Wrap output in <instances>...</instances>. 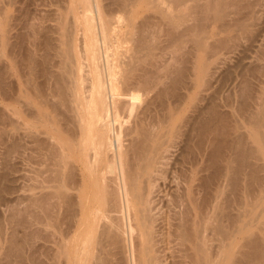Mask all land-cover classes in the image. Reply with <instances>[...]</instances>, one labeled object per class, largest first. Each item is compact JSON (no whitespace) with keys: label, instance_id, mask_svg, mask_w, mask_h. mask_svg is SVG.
<instances>
[{"label":"bare ground","instance_id":"bare-ground-1","mask_svg":"<svg viewBox=\"0 0 264 264\" xmlns=\"http://www.w3.org/2000/svg\"><path fill=\"white\" fill-rule=\"evenodd\" d=\"M49 3L54 25L41 17L30 27L28 17V34L13 37H32L40 52L51 46L54 64L49 49L35 57L30 45L17 86L8 82L16 25L0 5V55L10 50L0 65V132L10 138L2 154L22 155L26 174L23 246L6 239V258L264 264V238L242 219L249 196L264 192V0ZM234 194L248 197L236 216Z\"/></svg>","mask_w":264,"mask_h":264},{"label":"rangeland","instance_id":"rangeland-1","mask_svg":"<svg viewBox=\"0 0 264 264\" xmlns=\"http://www.w3.org/2000/svg\"><path fill=\"white\" fill-rule=\"evenodd\" d=\"M3 1V0H2ZM6 1V0H5ZM5 1H3V4H0V5H3V6H1L2 7V9L6 12V14H8V15H12V17H11V15H10V21H12L11 23H12V27H13V25H16V26H14L13 28L14 29H12L11 30V34H10V37H11V35H12V37H11V41L10 42H12V41H14V42H12V43H14V45H15V42H17L18 43V48L16 47L17 46V43H16V45H15V47H14V49H13V54H14V56H13V58L14 57H16V59H15V64L17 65V62L20 60V62H21V59H22V56H23V53L24 52H26V51H28V48L30 49V47L32 46L33 48H31V49H33V51H31V52H34L33 53V55L35 56V57H40L41 58V56H45V55H47L48 54V49L49 48H51V46L47 49V50H44L43 49V51L45 52V54L43 55V51L42 52H40L41 50L40 49H42V48H44L43 46L41 47V48H39V47H37V46H35L34 44L32 45L31 43H32V41H33V38L32 37H30V38H27V39H25L24 41L25 42H23V43H21L20 42V40L19 39H16V38H14L15 36H17V34L19 35L20 33H21V30H22V33H21V35H23L24 34V32H26L25 34H28V31H30L29 29L30 28H27L28 27V25H30V24H32V23H30V24H26L25 26V28H27L26 30H24V27L22 28V26H24V24H25V22L24 21H28L29 19H32V20H29V21H32L33 22V24L32 25H30V27L31 26H34V27H38L37 25H35V24H42V18H45V17H47V22H45V25L46 26H49V27H51L52 26V24L54 23L53 21H49L48 22V18L50 19H52V17L54 16V14L55 13H57L56 11H58V9L56 8H54L53 6H55V5H53V6H50V4L51 3H49V0H45V2H44V4H41V3H43V0L41 1V3L38 1V0H30V2H29V0H25V1H27V3H23V1L24 0H19V1H17V0H7L6 2H7V6H5L6 5V2ZM9 1V2H8ZM15 2V4H14V2ZM36 2V3H32V2ZM46 1H48V2H46ZM11 2V3H10ZM20 2V3H19ZM29 2V3H28ZM9 3V4H8ZM22 4V5H21ZM27 4V5H26ZM28 4H31V5H28ZM37 4V5H36ZM40 4V5H39ZM10 5V6H9ZM11 5H14V6H11ZM16 5V6H15ZM24 5V6H23ZM48 5V7H46V6ZM22 6V7H21ZM44 6V7H43ZM15 7V8H14ZM21 7V8H20ZM25 7H27L28 8V10H30V11H28L27 10V8L26 9H24ZM32 7H34V8H32ZM52 8H53V10H54V14L53 13H51V11H53L52 10ZM19 9V10H18ZM35 9V10H34ZM23 10V11H25L26 10V12L28 13V12H30V13H28V14H30V16H27L28 14L26 13V12H24L25 14V18H24V16H23V14H22V12L21 11ZM37 10V11H36ZM48 10V11H47ZM50 10V11H49ZM20 11V12H19ZM33 11V12H32ZM36 13H35V12ZM39 13V14H38ZM46 13V14H45ZM19 14V15H18ZM20 14L23 16V20H21L22 19V16H20ZM33 14H35V15H33ZM40 14L41 15H43V14H45V15H43V16H40ZM36 15H37V17H36ZM52 15V16H51ZM18 16V18H16ZM27 16V17H26ZM21 17V18H20ZM28 17H31V18H29V19H27ZM38 21H36V20H34V18ZM42 17V18H41ZM54 18H55V16H54ZM12 19V20H11ZM17 19V20H16ZM26 19V20H25ZM41 19V20H40ZM19 20H20V22H19ZM27 21H26V23H27ZM40 21V22H39ZM22 22V23H21ZM37 22V23H36ZM182 21H180V23H181ZM16 23V24H15ZM23 24L22 26H21V24ZM29 23V22H28ZM47 23V24H46ZM52 23V24H51ZM173 23V22H172ZM49 24H51V25H49ZM55 24V23H54ZM53 24V25H54ZM17 29V30H16ZM182 29V27H180V29L179 30H181ZM19 30V31H18ZM20 32V33H19ZM17 33V34H16ZM15 35V36H14ZM14 36V37H13ZM52 36V38H54L55 37V35H51V33H50V37ZM29 39H31L30 41H31V43H29ZM26 41H28L27 42V44H26ZM12 43H11V45H12ZM24 43H25V46L26 45H28L29 47H25L24 46ZM29 43V44H28ZM169 44H170V42H169ZM172 44V43H171ZM13 45V46H14ZM31 45V46H30ZM25 48V51H24V48ZM169 46H171V45H169ZM173 47H175V46H173V44H172V48ZM37 48H38V50H37ZM172 48L170 47V49L172 50ZM27 49V50H26ZM36 49V50H35ZM46 49V48H45ZM169 49V50H170ZM8 50H9V47L8 48H6L5 49V51H4V53L5 54H2V56H1V58H0V60H2V61H0V65H1V63H4L5 61H8V58L6 57V54H10V52H8ZM14 50H15V52H14ZM173 50H174V48H173ZM10 51V50H9ZM30 51V50H29ZM37 51H39V52H37ZM50 51H52L51 49H49V54H48V61L47 62H54L55 61V58H54V60H53V56L51 57V55L53 54V51L50 53ZM175 52V50L173 51V52H170L169 51V55H168V58L169 59H171L170 57L172 56V59H173V57H175V55H176V53H174ZM12 53V52H11ZM42 54V55H40V56H38V54ZM170 53H172V55L170 54ZM37 54V55H36ZM51 54V55H50ZM20 55H22V56H20ZM54 55V54H53ZM9 56V55H8ZM21 58H20V57ZM49 56H50V58H49ZM18 57H19V59H18ZM40 58H38V59H40ZM171 59V62L173 61ZM50 60V61H49ZM4 61V62H3ZM19 62V63H20ZM170 62V63H171ZM18 63V64H19ZM173 63H175V61H173L172 62V64ZM15 64H12V70H13V72L14 73H10V75H9V79L11 78V80H9L8 82H10V81H12V82H14L13 83V85H18L17 83H18V79H19V76H20V73H21V71L20 70H22V65H21V63H20V66L19 65H17V66H15ZM50 64V63H49ZM52 64H54V63H52ZM172 64H170V65H172ZM176 64V63H175ZM175 64H173L174 66H178L177 64L175 65ZM172 65V66H173ZM50 66V65H49ZM172 66H170L171 68H172ZM189 66V65H188ZM21 69H20V68ZM20 70H19V69ZM189 68H190V66H189ZM51 69H53V70H51ZM50 70L51 71H55V69L54 68H51ZM19 71V72H18ZM219 71V75H221V73H222V70H218ZM188 72H190L189 70H188ZM216 72V71H215ZM11 74H14V77H13V75L11 76ZM19 74V75H18ZM218 73H216V74H214V76L215 77H213V78H218L219 79V77L220 76H218V77H216V75H217ZM14 78V79H13ZM213 78H211V79H213ZM233 81H231V80H229V82L227 81V85H229V86H227V85H223V89L225 90H221V92H223L222 93V95H223V97H227V95L228 94H226L228 91H229V93H231V91L233 90V85H234V83H235V80L234 79H232ZM231 82H234V83H232V85H231ZM225 84V83H224ZM228 87H229V90H228ZM231 87H232V90H230L231 89ZM2 107V108H1ZM0 108L1 109H3L4 108V106H3V103H1L0 102ZM189 110V109H188ZM186 114H188L187 112H186ZM15 119V118H14ZM0 126H1V124H0ZM3 126V125H2ZM2 126H1V128H2ZM7 130H9V127L7 128ZM7 133H8V131H7ZM10 134H12V133H10ZM6 135V134H5ZM5 135H2V133L0 132V242H1V244H2V246H1V244H0V264H6L7 262H9V263H7V264H14V263H16L15 262V260H13V259H16V257L18 256H16V254H15V258L13 257V256H11L12 257V259L11 258H9L8 259V257L6 258V255L4 254V253H6V251L8 252V250H9V247H10V245H9V241H11V242H14L15 243V240L20 244V243H23V241H24V239H22V238H24L23 237V232H24V229H21L20 227H21V225H20V223H21V218H20V220L18 219L20 216V213L22 214V208H23V206L25 205H21L20 204V202H21V198L22 197H24V194H25V192L23 193V187H24V184H25V172H24V164H22L23 162H22V155L20 156V154L18 153V152H16V153H14V154H12L10 157L8 156V159L6 158V157H3V154H4V152H5V149H4V147L5 146H2V144H3V142H4V145H8V143H9V141H10V138L8 137V134L5 136ZM15 136V135H14ZM18 134H17V136H15L16 138H18ZM3 139V140H2ZM7 139H8V142H7ZM7 143H6V142ZM2 142V143H1ZM17 151H18V149H17ZM3 153V154H2ZM18 154V155H17ZM2 155V156H1ZM18 156V157H17ZM23 165V166H22ZM25 174V175H24ZM5 182H6V184H5ZM244 183L242 182V185H243ZM6 185V186H5ZM23 185V186H22ZM12 187H14V188H12ZM6 188L9 190V192H11V194L8 192V190H6ZM5 189L6 190V192H5V190H4V192H3V190ZM243 189V190H242ZM2 190V191H1ZM233 190L236 192V195H239V194H237V193H240V196L242 195V193H241V191H245V190H247V189H245L244 190V185L242 186V187H240L239 189H235V188H233ZM232 190V191H233ZM251 191V190H250ZM249 191V192H250ZM253 191H255V190H252L251 192H253ZM21 192V193H20ZM235 192H233V193H235ZM248 192V193H249ZM258 191L256 190L255 191V193H257ZM232 193V194H233ZM247 193V192H246ZM253 194L252 195V198L249 196V199H248V197H246L248 200V203H249V206H247L248 204L246 203V198L244 197V194H243V196H242V201L238 198L239 196H236L235 194H234V196H235V198H237L236 200L238 201V202H236V200L233 202V211L234 212H232V214L233 213H235V212H237L238 214H239V211L241 212V214H242V211L244 210L243 208H244V205H245V203L247 204V205H245V209L247 208H249L248 210L246 209V211H248L247 213L249 214L250 213V215L253 213L254 214V217L257 215V217L259 216V219H258V221H257V218L255 219L254 217V219L252 218V216H250L248 219H247V217L249 216L248 214V216L247 217H244V216H246V215H244L245 213H246V211H243V215H242V219L244 220V221H248V222H250L251 223V227H249L248 228V232H255V233H257V236L259 235V237H262V238H264L263 237V235H264V233H263V229H264V199H263V203L261 204V202H260V197H264V192H258L257 193V195L258 196H260L259 198L257 197H255V196H257L256 194ZM263 193V194H262ZM231 194V196H233ZM26 195V194H25ZM251 195V194H250ZM234 198V197H233ZM244 198V199H243ZM256 199H258V200H256ZM239 200H240V202H239ZM262 200V199H261ZM7 201V202H6ZM243 201H244V205H243ZM255 201H257L260 205L258 206V205H256V206H258V207H256V206H254L253 207V205L252 204H255ZM253 202V203H252ZM256 202V203H257ZM21 203H23V202H21ZM239 205V206H241V207H243V208H241V207H239L237 204ZM257 203V204H258ZM252 206H251V205ZM239 207V208H241L240 210H239V208H237V206ZM262 205V207H260ZM14 206V207H13ZM251 206V207H250ZM256 207V208H255ZM234 208H236L237 210H234ZM254 208H255V210H254ZM16 209V210H15ZM251 209L253 210V212L251 211ZM21 212H20V211ZM16 211V212H15ZM250 211V212H249ZM16 214H14V213ZM20 212V213H19ZM12 213L15 215V216H17V218L15 217V218H10L11 217V215H12ZM236 213V214H237ZM18 214V215H17ZM252 214V215H253ZM13 215V216H14ZM233 215H235V214H233ZM236 216V215H235ZM7 218V219H6ZM9 218V219H8ZM11 219V221H12V219H14L13 221L14 222H11V221H9ZM256 220L257 221V223H256V225L254 224L255 223V221H253V220ZM6 220V221H5ZM252 220V221H251ZM18 222V225H17V227H15V225L17 224V222ZM10 222V223H9ZM15 223V224H14ZM261 223V224H260ZM253 225V226H252ZM262 225V226H261ZM263 227L262 228V230H260L261 232H259L258 230V228L259 227ZM23 228V227H22ZM64 228H65V226H64ZM21 230V231H20ZM22 230H23V232H22ZM4 232H5V234H4ZM15 232V233H14ZM254 233V234H255ZM263 234V235H262ZM20 235H21V237H20ZM17 236V238H15ZM10 238V239H9ZM19 238V239H18ZM2 239V240H1ZM6 239L7 240H9L8 242L6 241ZM12 239H13V241H12ZM3 240H4V242H3ZM22 240V241H21ZM5 243V244H3V243ZM18 243H17V245H16V243L14 244L15 246H19L18 245ZM9 246H8V245ZM13 244V243H12ZM32 244H33V242H32ZM35 244L36 243H34V246H33V248L32 249H30L31 250V252H33V251H35L34 249V247H35ZM6 248H5V247ZM12 246V245H11ZM22 246H23V244L21 245V246H19V247H21V249H22ZM8 248V249H7ZM18 250H19V248H17ZM4 250H6L5 252H4ZM14 251H16V250H14ZM15 253H17V252H15ZM18 258H19V261L17 262L18 264H20L19 262H20V257L18 256L17 257V259L16 260H18ZM5 259H7L6 261H5ZM4 260V261H3ZM14 262H13V261ZM11 261V262H10ZM13 262V263H12ZM169 263V262H168Z\"/></svg>","mask_w":264,"mask_h":264}]
</instances>
